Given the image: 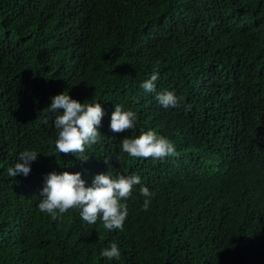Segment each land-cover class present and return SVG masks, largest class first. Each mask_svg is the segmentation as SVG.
I'll use <instances>...</instances> for the list:
<instances>
[{"label": "trees", "instance_id": "16d2710c", "mask_svg": "<svg viewBox=\"0 0 264 264\" xmlns=\"http://www.w3.org/2000/svg\"><path fill=\"white\" fill-rule=\"evenodd\" d=\"M164 91L181 107L163 108ZM63 92L103 109L86 162L55 150L46 109ZM117 104L134 130H110ZM148 130L179 155L122 151ZM24 150L38 153L30 173L9 177ZM65 171L86 187L141 177L123 231L38 210L44 177ZM141 187L155 193L147 212ZM111 243L119 260L100 255ZM0 264H264V0H0Z\"/></svg>", "mask_w": 264, "mask_h": 264}, {"label": "clouds", "instance_id": "9594fccd", "mask_svg": "<svg viewBox=\"0 0 264 264\" xmlns=\"http://www.w3.org/2000/svg\"><path fill=\"white\" fill-rule=\"evenodd\" d=\"M159 79L158 64L148 80L140 84L145 93L156 91ZM165 109L180 108L182 97H177L172 91L157 93L155 97ZM190 110V105H185ZM55 114L53 127L58 130L55 150L59 154L75 157L86 162L89 156L86 150L98 143L101 138L97 131L104 115L101 105L95 100L92 103H80L63 92L51 98V105L46 109ZM58 110H63L57 115ZM48 123V119L43 121ZM137 125V114L131 110L125 111L117 104L111 114L109 128L113 133H124L134 130ZM121 148L131 158H151L163 161L166 157H177L179 153L172 141L158 135L154 130L142 132L136 138H123ZM38 153L34 150H24L19 154V162L14 167L6 169L9 177L27 176L30 164L36 161ZM108 160L105 159V163ZM141 184V177L132 174L118 175L113 178L110 172L94 177L91 187H86L80 173L62 172L49 173L44 177V186L40 192V202L37 205L41 213L48 214L52 220L61 218L69 210H77L83 222L95 225L98 220L109 232L123 231L128 216V201L132 196L133 187ZM144 197L142 210L147 212L155 193L147 187L139 189ZM100 255L109 260H119L121 252L116 243L101 251Z\"/></svg>", "mask_w": 264, "mask_h": 264}]
</instances>
